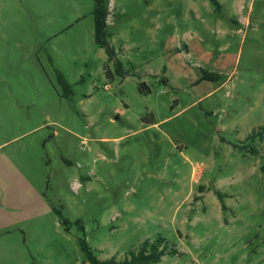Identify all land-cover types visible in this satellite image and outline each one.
<instances>
[{"label": "rangeland", "instance_id": "1", "mask_svg": "<svg viewBox=\"0 0 264 264\" xmlns=\"http://www.w3.org/2000/svg\"><path fill=\"white\" fill-rule=\"evenodd\" d=\"M109 1L0 0V264H264V0Z\"/></svg>", "mask_w": 264, "mask_h": 264}, {"label": "trees", "instance_id": "2", "mask_svg": "<svg viewBox=\"0 0 264 264\" xmlns=\"http://www.w3.org/2000/svg\"><path fill=\"white\" fill-rule=\"evenodd\" d=\"M93 20H94V41L96 45L104 49L107 55V62L112 61L115 53L110 47L109 42L106 37L110 36L108 32L107 17L109 15L108 5L109 0H93ZM115 72L121 74V70L118 66L115 68ZM105 73L107 76H111L112 72L106 67ZM206 79L217 80L218 76L216 74H205ZM58 79L60 84L70 92L69 86L65 83L63 77L58 74ZM258 133V134H257ZM253 132L251 139H254L256 135L260 138H264V128L261 132ZM218 194V193H217ZM221 202L222 195L218 194ZM225 205L222 203V208ZM163 238H157L153 241L145 240L141 243L138 249L129 251L127 256L122 260H116L114 257L100 260L96 257L94 252L88 246L84 239L80 240L81 249L85 254L87 264H158L165 254V244ZM175 252V251H174Z\"/></svg>", "mask_w": 264, "mask_h": 264}, {"label": "crops", "instance_id": "3", "mask_svg": "<svg viewBox=\"0 0 264 264\" xmlns=\"http://www.w3.org/2000/svg\"><path fill=\"white\" fill-rule=\"evenodd\" d=\"M110 2V1H109ZM108 11H109V14H110V3H109V5H108ZM109 16V15H108ZM107 19H108V17H107Z\"/></svg>", "mask_w": 264, "mask_h": 264}]
</instances>
